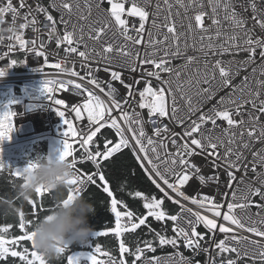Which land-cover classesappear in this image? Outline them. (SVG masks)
<instances>
[{
  "label": "snow or ice",
  "instance_id": "6c2138e0",
  "mask_svg": "<svg viewBox=\"0 0 264 264\" xmlns=\"http://www.w3.org/2000/svg\"><path fill=\"white\" fill-rule=\"evenodd\" d=\"M105 3L107 7H105ZM167 6L168 14L165 16L163 24L158 22L160 3L156 4V11L149 13L148 5L150 0H83V10L80 0H51L48 7H42L39 3L35 8L29 7L27 0H20L19 9L13 5V0H7L5 6H0V24L5 22L6 14L11 13L13 24V35L9 36L10 43L6 46L8 55L18 45L20 50L31 53L36 61L51 68L59 70V73L68 77H78L79 81H86L87 85L98 89L106 98L102 99L93 90L81 82L74 79H44L42 93L54 106L57 115L62 119L65 129L62 136V149L59 150V158L67 159L76 169L75 176L68 181L73 187L68 191V199L74 195L80 194L87 185L98 186L111 198V212L115 215V228L109 231L114 233L119 240L120 258L117 261L106 251H102L99 244H96L93 252L87 255L89 264H127L125 254L134 257L131 264H137L142 257L143 264H161V259L156 256L147 257L146 253L156 252L154 241L158 242L160 247L171 246L178 249L182 244L184 248L192 250L194 253L201 251L209 253L210 264H238L242 257H250L253 264H264V172H258L256 163L264 166V150L253 152V162L251 172L255 174L256 184L247 182L245 177L249 171L246 157L238 149H233L231 145L237 143V136L240 138V146L248 149L250 144L244 142L245 135L249 139L264 141V122H261V116L264 115V98H261V89H264V79L257 80L258 85L255 91L251 90L249 77L245 75L239 86L234 85V79L239 75L244 65L255 61L259 56L264 62V37L255 34V28L264 31V0H243L241 7L247 11L251 9L250 19L254 22L252 27L247 26V19L234 7L233 0H208L211 6V23H206V13L203 8V0H175V4L184 9L185 18L188 19L187 32L196 34L199 32L200 40L206 37L204 34L211 32L212 27H216V36L220 37L219 31L221 20L219 14L224 13L223 19L230 22L232 34L227 37L225 43L215 45L211 43L212 37L207 39L209 43L201 45L199 51L203 52L205 47L216 50L214 54L222 56L225 53L240 51L246 52L247 59L236 62L229 60L227 62L216 59L211 65V72H205L202 79L195 81L189 80L188 87H195L194 94H189L183 90V84H177L173 87L172 80L162 74L175 76L179 79L181 73L173 72L171 58L183 55L181 50V37L186 33L179 32L173 19L171 9L173 4L169 0H163ZM28 8L19 24V33L16 32V21L20 17V10ZM93 7L101 14L103 21H96L99 27L89 25L88 39L94 42H101L103 37L110 29H115L114 35L118 34L123 39V43H106L100 50L95 47L89 48L84 44V26L73 22L75 16L78 21H87L93 12ZM56 9L59 17H54L50 11ZM199 9L193 15L188 16L190 9ZM34 12L42 13L44 21L50 24L45 29L47 40L56 45V49L63 46L66 54H76L82 62H95L97 65L103 64L102 70L109 74V80L103 81L96 76L100 67L92 69L89 63H82V68L87 71L81 75L75 68L69 69L62 63H49L48 56L45 55L46 45L41 41L38 43L39 36L42 35L41 27L43 22ZM181 13L177 11L175 16L179 17ZM150 24V28L148 25ZM62 26V30H61ZM166 29L163 41L152 39L153 33L150 29ZM30 30L37 33V38L26 39L24 30ZM147 36V42L145 37ZM243 36V39H241ZM173 41L172 45L164 50L163 56L157 57V45ZM12 41L15 42L12 43ZM83 44V50L81 45ZM140 48L145 52L142 56ZM174 48L172 51L170 49ZM195 48V44H193ZM147 49H152L148 51ZM188 43L184 41V51H187ZM2 59V57H0ZM194 57L187 56L186 62L191 64ZM18 63L16 59H11L8 67L11 68ZM23 63V61H20ZM71 63L75 64V61ZM236 63L237 67L233 70L232 65ZM209 66L205 63V68ZM41 70V69H40ZM130 73L139 71L140 76L134 78L131 83L124 79V71ZM253 73L256 69H252ZM7 69L0 67V76H4ZM261 76H264V68L261 69ZM215 86L213 82L217 81ZM153 80L156 84L154 86ZM118 82L126 89L123 99H119V91L114 86ZM143 84V88H138ZM69 87L75 92L77 97H83L82 103L66 105L65 100L56 98L55 93L59 91H68ZM230 89L225 95L219 97L207 111L203 105L212 101L221 90ZM247 90V93H246ZM179 92V100L177 93ZM238 93V94H237ZM138 96V100H137ZM195 97V99H194ZM179 101H183L181 106ZM131 102L135 106L131 112L127 110L131 107ZM246 105H250L251 110L245 112ZM64 110H61V109ZM70 108V112L68 109ZM147 110V119L142 111ZM186 109V111H184ZM74 114L73 119L67 116ZM16 113L12 110H6L0 113V145L5 140L11 139V133L15 130L13 117ZM195 116V119L192 117ZM247 116L251 126L247 131H239L246 124L245 119L237 117ZM86 118V123H85ZM74 121L82 122L78 129ZM175 124L182 128L181 132L171 131L165 123ZM218 121L225 122L218 124ZM211 128H206L207 125ZM146 125H151L152 134L146 131ZM259 126V128H257ZM114 130L116 140L105 139L103 147L92 145L94 138L101 129ZM229 136L225 142L220 136L213 135L215 129ZM130 133L129 135H126ZM169 135H165L168 134ZM71 138V139H70ZM168 140L175 151H168ZM228 146H225V145ZM75 145V146H74ZM77 147L83 150V159L91 162L95 171L92 173H80L78 161L76 159ZM224 151L221 153L220 149ZM160 149H164V158L161 157ZM123 150H130L139 167L143 169L148 180L162 193V197L156 195H146L142 191L131 193L136 198L143 201V208L146 214L136 216L130 210H118V206L127 209L122 201L118 200L112 189L109 187L103 171V164L110 158ZM3 149L0 147V170L7 168L10 175L16 178L25 179V173L32 171L37 162L41 159L29 160L23 168H14L10 164L5 165L2 156ZM194 156L205 157L206 162H210L214 169H223L226 180L221 181L220 174L208 175L202 174L201 167L193 162ZM243 170V177H238L237 173ZM195 178L200 185L215 184L217 190L221 185L225 191L220 193L222 199L217 200L214 196L197 193L189 196L185 192V186ZM259 186H256V185ZM47 190L37 189L36 195L43 197ZM165 199L179 206L176 214H170L164 208ZM182 201L189 202L203 211L193 210L187 207ZM28 203L36 212L41 210L35 200L30 199ZM256 212H252V208ZM185 213L187 215H185ZM211 214V215H209ZM18 228L22 234L12 239H6L5 234L9 232L12 225L0 227V264H15L11 258H19L23 264H46V259L35 251L33 244V235L27 229L32 225V220H26L24 212H19ZM257 217L258 219H255ZM149 218L156 222L166 224L172 222V236L164 234L167 229L156 231L148 223ZM127 221L123 223L122 221ZM147 226L148 231L154 233L153 240L138 242L134 250L126 246L122 238L125 233H135L141 226ZM206 230H198L200 226ZM240 231L251 234L241 235ZM217 233L223 234V238L216 240ZM99 237H107L108 231L95 233ZM206 237L208 239L206 240ZM20 242H31V248L24 247L22 251L16 250ZM243 244V248L237 245ZM251 246L252 251L249 252ZM214 248L216 256H212L210 249ZM68 246L61 248L59 254L65 253ZM98 254L107 257V260L98 259ZM235 254V258L230 255ZM174 259L169 257L163 264H191V261L177 251ZM29 256L31 258H29ZM216 257H220L217 261ZM80 256H67V264H79Z\"/></svg>",
  "mask_w": 264,
  "mask_h": 264
},
{
  "label": "built area",
  "instance_id": "2783aa9c",
  "mask_svg": "<svg viewBox=\"0 0 264 264\" xmlns=\"http://www.w3.org/2000/svg\"><path fill=\"white\" fill-rule=\"evenodd\" d=\"M7 0H0V6H5ZM59 2V0H57ZM81 2V8L83 10V0H80ZM158 0H150V4L148 5V11L149 13H154L156 11V4ZM170 3L173 4V8L171 9V12L173 14V19L176 22L177 30L179 32L186 33V35L181 37V50L183 52L182 56L171 58V66L173 68V72L179 71L181 73L179 79H177L174 75L168 76V74H162L166 76L168 79L172 80L173 87H175L177 84H183V90L188 92L189 94H194L195 87L189 88L188 87V81L191 79L195 81L196 79H202L204 73L211 72V65L214 64L216 59H221L225 62L229 60H234L236 62L243 61L247 59V53L240 51L238 53L233 54V52L225 53L222 56H218L215 53L216 50L214 49H208L205 47L204 51H199V48L201 45H207L209 43V40L207 37L210 35L212 37L211 43L215 45H219L221 43H225L227 41V37L232 34V28L230 25V22L223 19L224 13L221 11L219 14V18L221 20V25L219 28V31L221 32V36H216V27H212L211 32L204 34L205 39L203 41L200 40V33L197 32L196 34L188 33L187 32V24L188 19L185 18V12L183 8H180L178 5L175 4V0H169ZM186 3L190 2V0H185ZM234 7L238 12L242 14L244 18L247 19V26L252 27L254 22L250 19L251 15V9L248 8L247 11L244 10V8L241 7V4L243 3V0H233ZM19 3L20 0H13V5L19 9ZM39 3L42 7H48L51 3V0H49L48 6L45 4L39 2L38 0H27V4L29 7L35 8L36 4ZM160 3V10H159V17L158 22L163 24L165 22L164 18L168 14L167 6L163 3V0H159ZM204 8L203 10L208 13V16H206V23L210 25L211 23V6L208 4V0H203ZM107 7V4L104 5ZM199 9H190L187 13L188 16H191L194 14L195 11ZM28 11V8L20 10V17L16 21L15 29L16 32L19 33V24L22 21L23 15ZM50 13L54 17H59V12L56 9L49 8ZM179 11L181 15L179 17L175 16V13ZM33 15L37 16L42 22L43 25L41 27L42 35L39 36L38 43L43 42L47 50L45 51V55L48 56L49 63H62L65 64V61H68V63L65 65L69 69L75 68L76 71L80 72L81 75H83L87 68H82V63H89V66L92 69H95L97 67H100L101 70L99 72H96V76L103 80L107 81L109 80V74L105 73L102 68L103 64L97 65L95 62H82L78 55L76 54H66L63 51V46H61L60 49H56V45L52 41L47 40V32L45 29L50 27V24L46 21H44V16L42 13L34 12ZM103 21V17L101 14L93 7V12L91 17L87 21H78L76 17H73V22L78 24H83L84 26V44H87L89 48L95 47L97 50H100L102 45L106 43H114L119 44L123 43L122 37H120L118 34L114 35L115 29H110L107 34L103 37L101 42H94L88 39V33H89V25L99 27L100 24H97L96 21ZM9 27H13L12 21H11V13L6 14L5 22L3 24H0V28L7 29ZM150 28V24L148 25ZM62 30V26H61ZM153 33L152 39L155 40H161L163 41L164 35L166 34V29L159 28V29H150ZM25 38L26 39H35L37 38V33H34L30 30H24ZM255 34L264 37V31L260 30L258 27L255 28ZM4 39L3 41H0V67H3L7 69V72L4 76H0V105L6 110H12L16 113V116L13 117L14 127L15 130L11 133V139L5 140L0 147L2 149H6L8 147H12L18 144H25L29 142L34 141H44L46 152L45 157H54L59 155V150L62 149V140H63V130L66 126H64L62 119L57 115L56 111L54 110V106L50 103V101L46 98V95L42 93L43 88V81L44 79H64L67 80L69 78L79 81L78 77H68L66 75H62L59 73V70L51 67H47L42 63V58L40 61H36L35 57L31 53H26L23 50H20L18 45H16L15 49L8 53V55H5V53L8 51L7 45L10 43L9 36L13 35V33L4 32ZM147 36L145 37V40L147 42ZM241 39H243V36H241ZM187 41L188 43V49L187 51H184V41ZM12 43L15 44L14 41ZM173 41L171 38L160 45H157V57L163 56L164 50L169 47V45H172ZM193 44H195V48H193ZM81 50H83V44L81 45ZM140 53L143 56L145 49L140 48ZM148 51H152V49H147ZM174 51L175 49H170ZM192 56L194 57V61L191 64H188L186 62V57ZM11 59H16L18 63L15 66H12L11 68L8 67ZM20 61H23V63H20ZM72 61H75V64L71 63ZM207 62L208 68H205V63ZM21 67L22 71L16 72L15 68ZM233 70L237 67V64L234 63L232 65ZM255 68L256 72L253 73L252 69ZM264 68V62L261 61L259 56L256 57L255 61L249 64L244 65V67L241 69L239 75H237L234 79V85L239 86L241 84V81L243 80V77L247 75L249 77V84L251 86V90L255 91L258 87L256 84L257 80L264 79V76L260 75L261 69ZM41 69V70H40ZM140 76V72H134L130 73L127 70L124 71V79L126 82L131 83L134 78H138ZM85 84L87 87H89L91 90H93L97 95H100L102 99H105L107 101V98L99 92L98 89L93 88L91 85H87L86 81L81 82ZM218 83L217 81L213 82V86ZM153 84L155 86L156 82L153 80ZM114 86L119 91V99H123L126 94V89L123 88L122 85H120L118 82H114ZM143 84L139 85L138 88H143ZM227 91H230V89L221 90L217 93V95L213 98L212 101L207 102L203 105V108L205 111H207L208 108H210L213 104L216 103V101L219 99L220 96L225 95ZM262 96L261 98H264V89H261ZM247 93V90H246ZM238 94V93H237ZM56 98H62L65 100L66 105H73L75 103H82L83 97H77L75 95V92L69 87L68 91H59L55 93ZM177 98L179 100V92L177 93ZM195 99V97H194ZM138 100V96H137ZM181 106L183 105V101H179ZM134 102H131V107H128L127 110L131 112L132 107H134ZM61 110H64L63 108ZM137 111H142V114L144 115L145 119H147V110H140L136 109ZM251 110L250 105H246L245 109L243 111L247 112ZM70 112V108L68 109ZM186 111V109H184ZM4 112V111H3ZM74 114L68 115V119H73ZM195 119V116L192 117ZM245 119L247 122L245 125L242 126L241 129H236L237 132L243 130L247 131V129L251 126V122L248 121L247 116L244 117H237V119ZM261 122H264V115L261 116ZM75 125L79 129L82 126V122L74 121ZM86 123V118H85ZM165 123L168 125L169 129L174 132H181L182 128L180 126H177L175 124L169 123L168 121H165ZM218 124H223L226 126L225 122L218 121ZM206 128H211V125H207ZM259 128V126H257ZM146 131L149 135L152 134V127L151 125H146ZM126 135H129L130 133H127ZM165 135H169L165 134ZM213 135L220 136L225 142L229 139V136L224 135L219 128L215 129L213 132ZM71 139V138H70ZM105 139H112L116 140L118 139L115 136L114 130L111 129H101L100 133H97V137L94 138L95 143L92 145L93 148L96 146L103 147V142ZM244 142H248L250 144V147L248 149H243L240 146V138L237 136V143L231 145L233 149H238L241 151L244 156L246 157V163L248 164L249 171L247 173V177H245V180L247 182H252L256 184V178L255 174L251 172L252 162H253V152L264 150V141H258L253 139H249L247 135L243 138ZM166 144H168V151L173 152L175 149L171 146L168 140L164 141ZM75 146V145H74ZM225 146H228L227 144ZM221 153L224 151L223 148L220 149ZM161 157L164 158V149H160ZM76 159L78 161V168L80 173H92L95 171L94 166L91 164V162H88L87 160L83 159V150L79 149L77 147V151L75 153ZM193 162L196 163L197 166L201 167L202 174H204L206 177L208 175H214L216 173L220 174L221 181L226 180V176L224 175L223 169H214L210 162H206L205 157L203 156H194L192 158ZM25 164H20L15 166L14 168H23L26 166ZM13 168V170H14ZM256 168L258 172H264V166H261L259 163H256ZM91 169H93L91 171ZM76 172V169H74ZM243 170L240 173H237L238 177H243ZM16 178V177H15ZM20 179V178H17ZM21 182L22 179H20ZM22 184V183H21ZM90 185H87L85 189L81 192V194H84L85 191L88 189ZM256 186H259L258 184ZM185 192L189 196L197 195V193L207 194L209 196H214L217 200L222 199L220 193H223L225 191V188L223 185L219 187V190H217V186L215 184L209 183L208 185H200L199 182L193 178L192 181H190L189 185L185 186ZM49 193V192H48ZM47 194V193H45ZM44 194V195H45ZM38 199H41V197L37 196ZM186 204L187 207L193 208V210L203 211L201 209H198L195 205L190 204L189 202L182 201ZM252 212L255 213L256 209L253 207ZM177 213V212H176ZM174 213V214H176ZM185 215H187L185 213ZM211 215V214H209ZM115 217V215H114ZM255 219H258L257 217H254ZM171 228H172V222H171ZM201 232H206V230L201 225L198 228ZM101 231H93V234L90 236V238L97 237L95 233H98ZM241 235H249L251 238V234L244 233L240 231ZM223 234L217 233L215 236L216 240L222 239ZM208 237H206V240ZM70 246V245H69ZM238 248H243V244L237 245ZM249 247V252L251 253L252 248ZM91 250H73L69 255L71 256H80V262L79 264H89V261H87L86 257L88 254H90ZM211 255L216 256V251L214 248L210 249ZM176 252L172 253H164L160 255H155L156 257H159L161 259V264L165 260H167L169 257H172L174 259H178V257H175ZM184 257L188 258L191 261V264H210L209 260V253H205L203 251L199 253H194L192 250L184 248V253H182ZM226 256L230 255L232 258H235V254H225ZM202 257V260H198V257ZM152 257V256H150ZM149 257V258H150ZM125 258V257H124ZM98 259H104L107 260V258L98 256ZM217 261L220 259V257H216ZM118 261V260H117ZM243 261L252 262V259L250 257H242L238 264H243ZM195 262V263H194ZM253 263V262H252ZM128 264V263H127ZM137 264H143V259L138 262Z\"/></svg>",
  "mask_w": 264,
  "mask_h": 264
},
{
  "label": "trees",
  "instance_id": "16d2710c",
  "mask_svg": "<svg viewBox=\"0 0 264 264\" xmlns=\"http://www.w3.org/2000/svg\"><path fill=\"white\" fill-rule=\"evenodd\" d=\"M38 1L48 6L49 0ZM15 70L16 72H20L22 71V68L16 67ZM45 152V142L34 141L3 149L2 156L5 165L10 164L14 168L17 165L28 163L29 160H35L37 157L41 159L44 158ZM92 170L93 169H91V171ZM103 171L107 180L109 181V187L112 189L113 195L118 200L122 201L124 205H127V209H124L122 206H118V210H130L133 211L136 216L146 214L147 210L143 208V201L131 195V193H134L135 191H142L149 196L154 194L158 198L162 197V193H160L159 190L156 189L155 186L148 180L146 174L144 173L143 169L139 167L130 150H123L121 153H118L114 157L110 158L109 161L104 162ZM21 183L22 182L20 179L10 175V171L7 168L0 170V198L11 197L14 206L18 209V213L15 216L4 217L0 215V227L12 225V227L9 229V232L5 234L6 239H12L15 236L22 234L18 228L19 212H24L26 220L36 221L40 217L49 214L50 211L55 207V193L49 192L43 195L41 199H38L37 195L35 194L32 199L35 200L37 205L41 207V210L33 215L32 213L35 210L30 207L28 201H23L16 195V188ZM82 195L89 199L90 203H92L96 209L94 214H89L88 216V224L93 229V231H103L114 228L115 217L111 212V198L102 191V188L90 185ZM164 208L170 214H174L179 211V206L173 204L167 199H165ZM122 222L127 223L126 220ZM148 223L151 225V228L156 231L164 232V229L166 228L167 231L164 232V234L168 236L173 235L171 231V222L162 224L161 222H156L152 218H149ZM31 228L32 225L29 226L27 230L30 231ZM153 237L154 233L149 232L147 226L142 225L141 228L137 229L135 233H125L122 238L125 240L126 246H128L130 250H134V248L138 246V242H141L140 246H142L143 241L153 240ZM96 244L100 245L102 251L109 252L114 259L119 260V240L114 234H109L107 237H89L86 244H71L68 246V249L65 251V253L59 254L57 259L52 261L46 259V264H67V256L73 250L80 249L94 251ZM30 245L31 242H20L16 246V250L22 251L24 247H28L30 253L32 250H34ZM154 246L157 249L156 252L146 253L147 257L177 251L184 253V247L182 244L178 249H174L171 246L160 247L158 242L154 241ZM98 256L100 255L98 254ZM29 258L31 257L29 256ZM11 259L15 261V264H23L19 258ZM133 259L134 257L125 254V260L128 264H131ZM142 259L144 258L142 257ZM198 260H202V257H198ZM242 263L253 264L252 262L247 261H243Z\"/></svg>",
  "mask_w": 264,
  "mask_h": 264
},
{
  "label": "clouds",
  "instance_id": "9594fccd",
  "mask_svg": "<svg viewBox=\"0 0 264 264\" xmlns=\"http://www.w3.org/2000/svg\"><path fill=\"white\" fill-rule=\"evenodd\" d=\"M12 28H0V41L5 38L3 33H11ZM75 171L71 162L59 156L44 157L37 166L25 173L22 184L16 188V195L23 201L32 199L37 189L55 193V207L38 220L33 221L31 232L35 251L49 261L59 256V250L70 244H86L93 234L88 224L89 214L95 213V206L81 193L68 199V191L73 186L68 183ZM18 209L13 200L0 198V215L15 216Z\"/></svg>",
  "mask_w": 264,
  "mask_h": 264
},
{
  "label": "bare ground",
  "instance_id": "6f19581e",
  "mask_svg": "<svg viewBox=\"0 0 264 264\" xmlns=\"http://www.w3.org/2000/svg\"><path fill=\"white\" fill-rule=\"evenodd\" d=\"M3 111H5V107L3 108V107L0 105V113H2Z\"/></svg>",
  "mask_w": 264,
  "mask_h": 264
},
{
  "label": "water",
  "instance_id": "95a60500",
  "mask_svg": "<svg viewBox=\"0 0 264 264\" xmlns=\"http://www.w3.org/2000/svg\"><path fill=\"white\" fill-rule=\"evenodd\" d=\"M114 228H115V227H114ZM109 230H110V229H107V230H103V231H101V232L108 231V232H109V234H114V233L110 232ZM70 245H71V244H70Z\"/></svg>",
  "mask_w": 264,
  "mask_h": 264
}]
</instances>
